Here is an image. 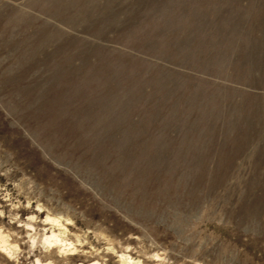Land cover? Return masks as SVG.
Listing matches in <instances>:
<instances>
[{
	"label": "rangeland",
	"instance_id": "374dc122",
	"mask_svg": "<svg viewBox=\"0 0 264 264\" xmlns=\"http://www.w3.org/2000/svg\"><path fill=\"white\" fill-rule=\"evenodd\" d=\"M0 234V264H264V0H0Z\"/></svg>",
	"mask_w": 264,
	"mask_h": 264
},
{
	"label": "bare ground",
	"instance_id": "6f19581e",
	"mask_svg": "<svg viewBox=\"0 0 264 264\" xmlns=\"http://www.w3.org/2000/svg\"><path fill=\"white\" fill-rule=\"evenodd\" d=\"M47 220L50 221V224L54 223V225H56L58 229L62 228V224L58 220H54V219H47ZM56 226H54V227L56 228ZM61 235L62 234H61L60 230H58V232H57V231L52 229L50 231V233L43 235V242L47 246H51L52 248H56L58 251H60L62 253H73L79 249V247H77L73 244V242L70 240V238L63 237ZM11 250H12V248H11V245L9 244V241L5 238V236L0 234V253L8 256V255H10ZM52 253L53 252L51 251L50 254H48V255L52 256ZM128 260H129L128 257L121 255L120 260H119L120 262H118V263L119 264H131V262ZM36 264H46V261L43 262V261H40L37 259ZM81 264H104V263L95 260L94 262H91V263H87V262L84 263V261H83Z\"/></svg>",
	"mask_w": 264,
	"mask_h": 264
}]
</instances>
